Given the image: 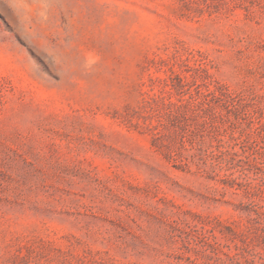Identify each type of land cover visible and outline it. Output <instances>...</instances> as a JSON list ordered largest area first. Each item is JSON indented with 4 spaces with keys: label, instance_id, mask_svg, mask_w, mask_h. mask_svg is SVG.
Wrapping results in <instances>:
<instances>
[{
    "label": "rangeland",
    "instance_id": "374dc122",
    "mask_svg": "<svg viewBox=\"0 0 264 264\" xmlns=\"http://www.w3.org/2000/svg\"><path fill=\"white\" fill-rule=\"evenodd\" d=\"M0 264H264V0H0Z\"/></svg>",
    "mask_w": 264,
    "mask_h": 264
}]
</instances>
